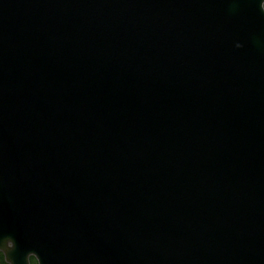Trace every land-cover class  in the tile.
Masks as SVG:
<instances>
[{
  "label": "water",
  "instance_id": "obj_1",
  "mask_svg": "<svg viewBox=\"0 0 264 264\" xmlns=\"http://www.w3.org/2000/svg\"><path fill=\"white\" fill-rule=\"evenodd\" d=\"M10 264H264V0H0Z\"/></svg>",
  "mask_w": 264,
  "mask_h": 264
},
{
  "label": "trees",
  "instance_id": "obj_2",
  "mask_svg": "<svg viewBox=\"0 0 264 264\" xmlns=\"http://www.w3.org/2000/svg\"><path fill=\"white\" fill-rule=\"evenodd\" d=\"M0 264H9L5 260V256L1 250H0ZM31 264H38L37 259L34 256H31Z\"/></svg>",
  "mask_w": 264,
  "mask_h": 264
},
{
  "label": "rangeland",
  "instance_id": "obj_3",
  "mask_svg": "<svg viewBox=\"0 0 264 264\" xmlns=\"http://www.w3.org/2000/svg\"><path fill=\"white\" fill-rule=\"evenodd\" d=\"M9 263V262H8ZM10 264V263H9Z\"/></svg>",
  "mask_w": 264,
  "mask_h": 264
}]
</instances>
